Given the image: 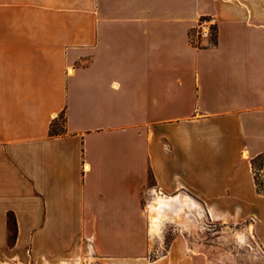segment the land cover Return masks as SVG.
<instances>
[{
  "label": "crops",
  "instance_id": "obj_1",
  "mask_svg": "<svg viewBox=\"0 0 264 264\" xmlns=\"http://www.w3.org/2000/svg\"><path fill=\"white\" fill-rule=\"evenodd\" d=\"M261 155L264 0H0V264H215L154 193L264 249Z\"/></svg>",
  "mask_w": 264,
  "mask_h": 264
},
{
  "label": "rangeland",
  "instance_id": "obj_2",
  "mask_svg": "<svg viewBox=\"0 0 264 264\" xmlns=\"http://www.w3.org/2000/svg\"><path fill=\"white\" fill-rule=\"evenodd\" d=\"M56 130L57 127L53 132ZM256 174L260 188L264 190V160L257 161ZM200 217L201 212L197 224L188 228L182 222L164 224L161 233L152 239L154 247L150 252V258L162 256L169 243L180 237L182 241L206 244L207 246L200 252L206 253L215 264H264V249L244 224L218 221L206 214ZM87 262L101 264L95 263L94 260Z\"/></svg>",
  "mask_w": 264,
  "mask_h": 264
},
{
  "label": "bare ground",
  "instance_id": "obj_3",
  "mask_svg": "<svg viewBox=\"0 0 264 264\" xmlns=\"http://www.w3.org/2000/svg\"><path fill=\"white\" fill-rule=\"evenodd\" d=\"M200 206L192 202L178 203L176 198H165L160 194H153V200L149 206L150 231L159 234L164 222L172 220L174 222L185 223V227L195 226L198 220L193 216L189 217L186 208L194 209ZM199 219V218H198Z\"/></svg>",
  "mask_w": 264,
  "mask_h": 264
},
{
  "label": "built area",
  "instance_id": "obj_4",
  "mask_svg": "<svg viewBox=\"0 0 264 264\" xmlns=\"http://www.w3.org/2000/svg\"><path fill=\"white\" fill-rule=\"evenodd\" d=\"M215 22L210 18H202L198 24V36L202 39H212L216 35ZM193 43V40H192Z\"/></svg>",
  "mask_w": 264,
  "mask_h": 264
},
{
  "label": "trees",
  "instance_id": "obj_5",
  "mask_svg": "<svg viewBox=\"0 0 264 264\" xmlns=\"http://www.w3.org/2000/svg\"><path fill=\"white\" fill-rule=\"evenodd\" d=\"M216 37H217V29H216V35L212 38V43H216ZM59 134L60 133H59L58 130H56L54 132V135H59ZM258 160H264V155H261V156L257 157L256 159H254L252 161V167H253L254 172H256V163H257ZM256 183H257V186H258L259 190L264 192V190H262L260 188L258 179H256ZM8 218H9V223H10V227H11V230H12L11 240H12V242H14L15 239H16V228H17L16 218L12 214H10L8 216Z\"/></svg>",
  "mask_w": 264,
  "mask_h": 264
}]
</instances>
